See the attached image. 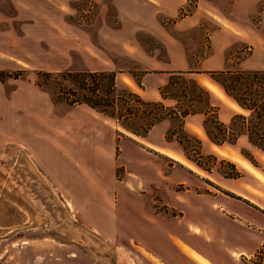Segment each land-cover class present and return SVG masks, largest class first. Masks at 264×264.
<instances>
[{
	"label": "crops",
	"instance_id": "1",
	"mask_svg": "<svg viewBox=\"0 0 264 264\" xmlns=\"http://www.w3.org/2000/svg\"><path fill=\"white\" fill-rule=\"evenodd\" d=\"M53 1L64 0H0V72L19 60L18 48L26 43L79 41L76 33H66L64 25L55 22L49 2L58 4ZM231 1L221 9L233 22L215 14L212 18L219 28L239 38L221 42L226 43L222 48L244 42L259 46L247 21L260 0ZM197 8L201 10L200 3ZM30 18L36 21L30 23ZM2 24L8 28L1 29ZM148 28L157 43L177 42L172 31L156 25ZM76 30L79 36L81 30ZM166 47L167 59L174 60ZM216 57L207 59L213 62ZM99 60L100 67L84 62L85 70L113 72L117 89L132 92L144 102L176 103L161 91L173 74H181L207 93L208 108L215 110L217 121L227 129L235 116L245 117L248 112L209 74L224 69L223 62L194 69L182 61L168 69L162 60L146 57L156 60L157 66L137 74L116 69L107 57ZM69 64L58 70L70 69ZM19 77H14L9 108L10 115L13 106L15 113H24L25 122L11 120L10 133L24 141L34 165L75 218L104 241L109 256L104 263L89 260L88 264H264V150L249 140L246 131L237 132L233 142H216L206 130L210 112L189 114L182 118L181 137H187L189 144L192 138L198 140V153L193 156L177 140L180 131L172 125V117L159 120L145 134H135L86 104L58 107L38 83ZM169 132L174 133L170 138ZM206 156L226 160L239 175H214L201 162ZM177 170L186 177L171 181ZM177 185L183 189L177 190ZM185 195L199 201L189 204ZM172 220L178 225H171ZM65 246L59 262L87 264L81 247L71 251Z\"/></svg>",
	"mask_w": 264,
	"mask_h": 264
},
{
	"label": "rangeland",
	"instance_id": "2",
	"mask_svg": "<svg viewBox=\"0 0 264 264\" xmlns=\"http://www.w3.org/2000/svg\"><path fill=\"white\" fill-rule=\"evenodd\" d=\"M53 2L58 4L49 2V7L53 8L57 18L55 22L64 25L66 33H76V39L79 41L46 43L41 40L39 43H26L18 48L19 60H13L14 63L3 70L5 72H0V264H68L58 260L64 255L62 251L65 245H68L71 251L81 247L83 258L85 257L83 261L87 264L89 260L104 263V257L109 256L104 241L93 235L75 218L74 212L65 206L59 192L36 168L24 148V141L10 133L11 120L13 123L15 120L25 122V114L20 111L15 113L14 106L10 115L9 93L15 84L14 77L21 75L19 78L35 81L52 97L59 94V99L56 96L57 100L54 102L58 107L67 108L70 105L65 101L66 95L60 91L76 89L80 80L76 77H61V72H84V62L100 67L99 59L107 57L116 69L137 74L144 68L153 69L157 66L153 63L156 60H146V57L162 60V66L168 69L178 66L182 61L193 65L194 69L199 66H221L223 62L226 67L217 71H244L236 81V74L224 75L221 78L228 84L234 80L240 98L254 108L252 117L248 110L245 115L247 121L242 124L240 120H236L232 128L235 131H245L248 128L250 137L264 145V117L258 116L264 109V77L256 79V76L246 74L248 71H259V75L264 73V0L259 1V7L247 21L256 32L259 46L244 42L236 46L229 44L228 49L222 48L226 43L221 42L234 43L238 42L239 38L219 28L213 20L216 18H213V14L233 22L228 12L221 9L222 4L230 6L231 0ZM198 3L201 10H197ZM35 21V18L28 20L30 23ZM198 23L200 26L197 28ZM153 25L175 33L177 42L167 43L174 60L167 59V44L156 42L151 33L152 29L148 28ZM5 28H8L7 25L5 27L2 24L1 29ZM77 28L81 30L79 36ZM38 34L39 32L35 33ZM49 41H56V38H50ZM215 43H220L221 47ZM90 51L96 54L95 58L90 56ZM183 52L185 56L182 58ZM28 53H31L32 58ZM213 54L217 57L215 61L209 62L207 58ZM6 59L11 61V58ZM200 62L201 65H198ZM68 63H71L68 66L70 69L58 70ZM171 78L174 83L166 88V91L171 98H179L173 105L146 106L140 104L133 96L121 97L125 90L119 88L115 92L118 94L114 98L116 104L113 108H106L115 114H126V110L135 113L122 122L139 131L141 122L146 120L154 121L161 116L171 119L177 117L173 112L179 113L187 107L190 110L207 108L206 96L199 94L188 75L173 74ZM107 84V80L101 81L104 91ZM78 94L80 95V90ZM176 124L179 127L180 120H172V125ZM213 133L221 136L216 134V131ZM178 136L182 134L178 133ZM228 136L230 134H226L225 138ZM190 144L193 147L195 145V149L199 148V144L195 142ZM190 144L185 142V150L195 156ZM201 162L214 175H239L235 168L221 158L206 156ZM183 177H186L184 173L173 171L171 181ZM176 188L183 189L181 185ZM184 198L189 204H197L199 201L192 195H185ZM171 225H178V222L172 220ZM38 252L42 253L41 258L37 255ZM36 259L41 260L36 263Z\"/></svg>",
	"mask_w": 264,
	"mask_h": 264
},
{
	"label": "trees",
	"instance_id": "3",
	"mask_svg": "<svg viewBox=\"0 0 264 264\" xmlns=\"http://www.w3.org/2000/svg\"><path fill=\"white\" fill-rule=\"evenodd\" d=\"M244 73V71H235L234 73H232L231 71H211L209 74L211 75L212 78H214L216 81H218L225 89L226 93L228 95H230L232 98H234L243 108L250 110L251 114L250 117H252V111H254L253 107L248 106V104L242 100L240 98V96L238 95V90H236V84L235 81L240 78V76H242V74ZM48 74V73H45ZM234 74H236V79H232V82H229V84L226 82L225 79L221 78V76L224 75H228V76H233ZM246 74H252L254 76H256V79H263L262 77H264V73H262V75H259V71H248L246 72ZM61 77H76L80 80V84L76 89H68L67 91H60L61 94H65L66 95V102H68L69 105H75V104H86L89 107L95 109L96 111L102 112L110 117H113L117 120H119L122 125L127 128L129 131H131L132 133L135 134H145L148 129L154 125L156 122H158L159 120L165 118L164 116L158 117L156 118L154 121L153 120H146L144 123L141 122V131L131 128L127 123L122 122L123 120H126L127 118H130L132 115H134L135 113H133L132 111L126 110V114H123L121 112H118L117 114L114 113V111H110L108 110L106 107H111L113 108V105L116 104L114 101L115 96H118V94H116L115 92L118 90L115 87V83H114V73L113 72H88V71H84V72H80V73H72L71 71H65V72H61ZM105 79L108 81L107 87H106V91L103 90L102 85H101V81ZM190 80V79H189ZM89 81V82H88ZM191 82L193 83V85L195 86V88L199 91V94L201 95H205L206 96V104L207 103V93L201 89L200 87H198L196 85V83L191 80ZM174 83V80L172 78H170L169 83L167 86H165L161 93L163 96H167V89L168 87L172 86ZM263 85V84H262ZM78 90H80V95L78 94ZM57 98L59 97V94H56ZM56 96L54 95L53 99L57 100ZM67 96H71V97H67ZM126 97V96H133L135 97L138 102L140 104H144L146 106L148 105H158V106H163V104L161 102H144L143 100H141L136 94L129 92L127 90H125V92L121 95V97ZM174 98V97H173ZM59 99V98H58ZM176 101L177 98H174ZM199 111H209L210 114L206 119V130L208 132V134H210V136L212 137V139L216 142H233L235 137H236V133L240 132L241 130L235 131V129H233L231 126L234 125L236 120H240V122L242 124H244L247 121V118L244 116H235L234 119L232 120V122L229 125V129H227L228 127H225L224 125H222L221 123H219L216 119L215 116V110H213L212 108H207L203 109V110H190L189 107L185 108L184 110L180 111L179 113L177 112H173L174 116L177 117H173L174 119L180 120V126L176 129H178V131H180V133L182 132L181 129V122H182V118H184L185 116L189 115V114H193ZM258 116L264 117V109L261 110L258 113ZM249 117V118H250ZM212 130L216 131V134H220L221 136L218 137L216 136L214 133H212ZM248 133V137L249 140L254 143L255 145L259 146L260 148H262L264 150V145L260 144V141H256L253 140L250 135H249V130L248 128H246L245 130ZM230 134V136L225 138L226 133ZM171 132L168 133V137L170 138L169 134ZM174 134V133H171ZM264 135V134H263ZM177 140L180 142V144H182L184 150H185V142L188 140L187 137H179L176 135ZM191 141L199 144L197 139L192 138ZM194 153H198L197 150L195 149V145L193 147V145H191ZM186 152H188V150H186Z\"/></svg>",
	"mask_w": 264,
	"mask_h": 264
}]
</instances>
